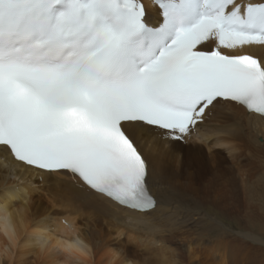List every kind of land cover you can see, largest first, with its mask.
Here are the masks:
<instances>
[{
	"label": "bare ground",
	"instance_id": "6f19581e",
	"mask_svg": "<svg viewBox=\"0 0 264 264\" xmlns=\"http://www.w3.org/2000/svg\"><path fill=\"white\" fill-rule=\"evenodd\" d=\"M145 1L153 24L172 27ZM213 26L200 28L203 41ZM218 44L259 57L264 68V40L221 31ZM210 112L196 136L124 125L148 163L158 203L149 213L121 208L67 174L25 167L0 148V264H264V118L227 102Z\"/></svg>",
	"mask_w": 264,
	"mask_h": 264
},
{
	"label": "rangeland",
	"instance_id": "374dc122",
	"mask_svg": "<svg viewBox=\"0 0 264 264\" xmlns=\"http://www.w3.org/2000/svg\"><path fill=\"white\" fill-rule=\"evenodd\" d=\"M227 225V227H228V229H231L233 226H236L234 223H228V224H226ZM233 225V226H232ZM235 230H238V228L237 229H235ZM209 232V231H208ZM212 233V232H211Z\"/></svg>",
	"mask_w": 264,
	"mask_h": 264
}]
</instances>
